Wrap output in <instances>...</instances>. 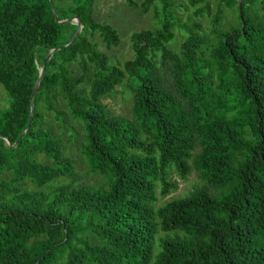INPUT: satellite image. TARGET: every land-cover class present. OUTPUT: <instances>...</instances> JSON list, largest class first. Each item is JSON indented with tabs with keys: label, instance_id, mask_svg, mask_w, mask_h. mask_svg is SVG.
I'll list each match as a JSON object with an SVG mask.
<instances>
[{
	"label": "trees",
	"instance_id": "trees-1",
	"mask_svg": "<svg viewBox=\"0 0 264 264\" xmlns=\"http://www.w3.org/2000/svg\"><path fill=\"white\" fill-rule=\"evenodd\" d=\"M158 1L121 60L96 0H0V264H264V0H217L208 29ZM122 88L129 115L106 103Z\"/></svg>",
	"mask_w": 264,
	"mask_h": 264
},
{
	"label": "rangeland",
	"instance_id": "rangeland-1",
	"mask_svg": "<svg viewBox=\"0 0 264 264\" xmlns=\"http://www.w3.org/2000/svg\"><path fill=\"white\" fill-rule=\"evenodd\" d=\"M146 0H134L135 6H129L126 0H96V11L97 16L101 21H105L119 30L122 37V45L119 47H113L111 50L107 49L105 46L102 48L108 54V56L113 58H119L125 60L132 56V45L131 36L135 32H140L143 30H153L160 26V15L158 14L160 3L158 0H154V4L145 10L144 2ZM176 3L175 13L176 16L182 19L183 24H189L192 26L194 22L201 23L204 29H208L209 22L213 16L217 15L218 7L217 0H209L212 8V16L208 17L205 13L203 18H194L193 12L196 10L190 6L189 0H173ZM234 10L225 11V15H234ZM192 17V19H189ZM176 35V51L182 41L185 39V33L175 29ZM173 44V42H172ZM123 88L118 92L114 98L107 99L106 103L109 105L110 109L117 115L130 114L131 101L128 94H124ZM2 95L0 96V109L7 108L9 101L7 94L2 90ZM84 173V172H82ZM98 178L84 176L79 182H94ZM172 180L178 182V188L171 192L165 198H161L160 203L169 201L174 198H182L189 195L197 187L203 185V182L199 179L197 173L192 172L186 180H182L177 175H172ZM215 190V189H214ZM216 191V190H215ZM213 193L216 197H219L222 192L220 190Z\"/></svg>",
	"mask_w": 264,
	"mask_h": 264
},
{
	"label": "water",
	"instance_id": "water-1",
	"mask_svg": "<svg viewBox=\"0 0 264 264\" xmlns=\"http://www.w3.org/2000/svg\"><path fill=\"white\" fill-rule=\"evenodd\" d=\"M73 21H76L78 22L79 24V28L77 30V33L75 34V37L73 39V41L69 44V45H66L65 47H69L71 46L72 44H74L76 42V40L78 39V37L80 36L81 32H82V29H83V26L80 22V20L78 18H72V19H69V20H65V21H59L60 23L64 24V23H68V22H73ZM58 49H54L51 51V53L49 54V56L47 57L43 67L40 69V77H39V80L36 84V87L33 91V94H32V101H31V115H30V120H29V125L28 127L23 131L22 135L20 136V139L14 144L15 146L18 145L19 141L25 136L26 132L29 130L31 124L33 123V119H34V115H35V106H34V98H35V95H36V92L38 91L40 85H41V82L43 80V76H44V73H45V68H46V65L47 63L51 60V58L53 57V54L57 51ZM0 138L2 139H5L8 144H10V140L6 137H3V136H0Z\"/></svg>",
	"mask_w": 264,
	"mask_h": 264
},
{
	"label": "built area",
	"instance_id": "built-area-1",
	"mask_svg": "<svg viewBox=\"0 0 264 264\" xmlns=\"http://www.w3.org/2000/svg\"><path fill=\"white\" fill-rule=\"evenodd\" d=\"M237 1H241V0H237Z\"/></svg>",
	"mask_w": 264,
	"mask_h": 264
}]
</instances>
